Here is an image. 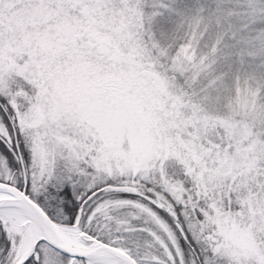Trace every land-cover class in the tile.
<instances>
[{"label":"snow or ice","instance_id":"snow-or-ice-1","mask_svg":"<svg viewBox=\"0 0 264 264\" xmlns=\"http://www.w3.org/2000/svg\"><path fill=\"white\" fill-rule=\"evenodd\" d=\"M0 264H264V0H0Z\"/></svg>","mask_w":264,"mask_h":264}]
</instances>
